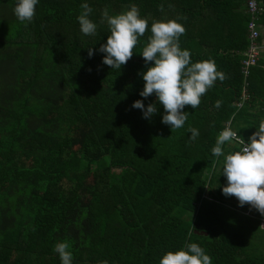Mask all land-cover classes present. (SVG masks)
Masks as SVG:
<instances>
[{
	"label": "trees",
	"instance_id": "trees-1",
	"mask_svg": "<svg viewBox=\"0 0 264 264\" xmlns=\"http://www.w3.org/2000/svg\"><path fill=\"white\" fill-rule=\"evenodd\" d=\"M14 2L0 0V264H61L57 242L69 244L73 264H159L187 243L212 264H264V216L222 194L211 154L227 124L248 141L264 120V58L243 69L248 0H87L94 36L80 32L84 0H40L30 23L15 18ZM133 4L149 27L111 69L95 51L110 35L101 13ZM167 20L185 28L180 47L193 62L214 61L225 77L172 131L162 106L150 119L131 107L155 102L139 95L140 53L151 24Z\"/></svg>",
	"mask_w": 264,
	"mask_h": 264
},
{
	"label": "clouds",
	"instance_id": "clouds-1",
	"mask_svg": "<svg viewBox=\"0 0 264 264\" xmlns=\"http://www.w3.org/2000/svg\"><path fill=\"white\" fill-rule=\"evenodd\" d=\"M39 2L15 0L13 15L21 23H30ZM80 7L82 11L77 17L80 32L85 36H94L98 26L89 18L93 9L87 0ZM101 22H106L110 35L95 51L104 54V65L120 70L133 56V49L149 27L148 21L140 16L138 7L133 4L128 10L115 15H110L108 8L103 9ZM150 32L149 42L140 53L147 68L138 73L145 82L139 95L143 98L154 95L155 102L145 107L143 100L138 99L131 107L141 110L143 118L150 119L162 106L161 122L170 126L171 131L180 129L187 121L185 107L198 108L201 97L217 79L222 81L225 77L217 70L214 61L193 62L190 50L180 47V37L185 32L181 23L176 20L154 21ZM93 55L94 49L89 48L88 56L91 58ZM149 62L154 63L148 66ZM221 104L222 101L217 100L215 107L219 108ZM189 131L190 140L194 141L199 131L195 128ZM234 142L240 145L239 150L226 154L223 146ZM211 154L222 164L220 176L226 178L222 194L225 197L234 196L239 207L248 205L264 216V120L260 121L257 131L248 137L247 142L241 140L231 127H226L218 134ZM220 157H223L222 161ZM53 250L59 255L61 264H73L68 243L57 242ZM159 264H212V258L197 243H187L179 250L165 253Z\"/></svg>",
	"mask_w": 264,
	"mask_h": 264
},
{
	"label": "built area",
	"instance_id": "built-area-1",
	"mask_svg": "<svg viewBox=\"0 0 264 264\" xmlns=\"http://www.w3.org/2000/svg\"><path fill=\"white\" fill-rule=\"evenodd\" d=\"M248 6L252 17L248 24L250 45L246 52L247 58L243 61V69L246 75H249L251 67L257 65L259 61L264 58V39H262L264 34V24L258 20L259 13L263 11L264 8L260 5L259 0H248ZM239 105L241 106L242 103H239ZM226 127H230V123L227 124ZM237 136L243 140L238 133ZM232 145L239 144L234 142Z\"/></svg>",
	"mask_w": 264,
	"mask_h": 264
},
{
	"label": "rangeland",
	"instance_id": "rangeland-1",
	"mask_svg": "<svg viewBox=\"0 0 264 264\" xmlns=\"http://www.w3.org/2000/svg\"><path fill=\"white\" fill-rule=\"evenodd\" d=\"M262 225H263V227H264V220H263V222H262Z\"/></svg>",
	"mask_w": 264,
	"mask_h": 264
}]
</instances>
